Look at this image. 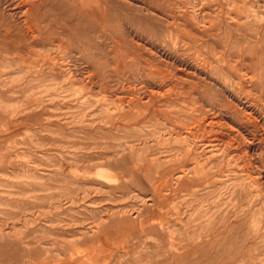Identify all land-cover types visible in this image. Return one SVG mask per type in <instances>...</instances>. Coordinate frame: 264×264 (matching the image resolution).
<instances>
[{"label": "rangeland", "instance_id": "obj_1", "mask_svg": "<svg viewBox=\"0 0 264 264\" xmlns=\"http://www.w3.org/2000/svg\"><path fill=\"white\" fill-rule=\"evenodd\" d=\"M34 1L0 0V264H264V0Z\"/></svg>", "mask_w": 264, "mask_h": 264}, {"label": "bare ground", "instance_id": "obj_2", "mask_svg": "<svg viewBox=\"0 0 264 264\" xmlns=\"http://www.w3.org/2000/svg\"><path fill=\"white\" fill-rule=\"evenodd\" d=\"M2 1H3V0H2ZM28 1H29V0H28ZM35 1H36V0H35ZM35 1H34V3H35ZM48 1H49V0H47V2H48ZM62 1H63V0H62ZM109 1H110V0H109ZM180 1H181V0H180ZM184 1H185V0H184ZM216 1H217V0H216ZM25 2H27V1H25ZM25 2H24V3H25ZM30 2H31V1H30ZM41 2H42V0H41ZM44 2H46V1L44 0ZM47 2H46V3H47ZM163 2H164V1H163ZM172 2H173V0H172ZM178 2H179V1H178ZM185 2H186V1H185ZM193 2H194V1H193ZM199 2H200V1H199ZM238 2H239V1H238ZM28 3H29V2H28ZM36 3H37V2H36ZM61 3H62V2H61ZM176 3H177V2H176ZM176 3H175V5H176ZM187 3H188V2H187ZM202 3H203V2H202ZM229 3H230V2H229ZM233 3H236V2H233ZM78 4H79V3H78ZM181 4H182V3H181ZM195 4H196V3H195ZM237 4H238V3H237ZM22 5H23V4H22ZM25 5H26V4H25ZM41 5H43V3H42ZM177 5H178V4H177ZM179 5H180V4H179ZM182 5H183V4H182ZM184 5H185V4H184ZM3 6H4V5H3ZM29 6H30V5H29ZM79 6H80V5H79ZM108 6H109V5H108ZM166 6H167V5H166ZM191 6H192V5H190V7H191ZM193 6H194V5H193ZM197 6H198V5H197ZM203 6H204V5H203ZM23 7H24V6H22V8H23ZM31 7H32V6H31ZM33 7H34V6H33ZM168 7H169V4H168ZM171 7H172V6H171ZM177 7H178V6H177ZM194 7H195V6H194ZM194 7H193V8H194ZM200 7H202V5H201ZM218 7H219V6H218ZM218 7H217V9H218ZM18 8H19V7H18ZM28 8H29V7H28ZM172 8H173V7H172ZM193 8H191V9H193ZM202 8H203V7H202ZM2 9H3V8H2ZM10 9H11V8H10ZM26 9H27V8H26ZM81 9H82V8H81ZM148 9H149V8H148ZM174 9H176V7H175ZM177 9H178V8H177ZM183 9H184V8H183ZM194 9H195V8H194ZM206 9H207V8H206ZM221 9H222V7H221ZM28 10H29V9H28ZM31 10H32V8H31ZM31 10H30V11H31ZM154 10H155V9H154ZM154 10H153V11H154ZM188 10H189V9H187V11H188ZM198 10H199V9H198ZM13 11H15V10H13ZM13 11H12V12H13ZM16 11H17V10H16ZM23 11H24V10H23ZM194 11H195V10H194ZM194 11H193V13H194ZM206 11H207V10H206ZM206 11H205V12H206ZM219 11H220V10H219ZM9 12H10V11H9ZM36 12H38V11H36ZM176 12H177V11H176ZM182 12H183V10H182ZM191 12H192V11H191ZM195 12H196V11H195ZM208 12H209V11H208ZM255 12H256V11H255ZM259 12H260V11H259ZM14 13H16V12H14ZM14 13H13V14H14ZM18 13H19V12H18ZM22 13H24V12H22ZM38 13H39V12H38ZM178 13H179V12H177L176 14H178ZM196 13H197V12H196ZM196 13H195V14H196ZM210 13H211V12H210ZM212 13H213V12H212ZM222 13H223V12H222ZM225 13H226V12H225ZM39 14H40V13H39ZM39 14H37V15H39ZM104 14H105V13H104ZM106 14H107V13H106ZM150 14H151V13H150ZM155 14H156V13H155ZM181 14H182V13H181ZM198 14H199V13H198ZM254 14H256V13H254ZM7 15H8V14H7ZM18 15H20V14H18ZM32 15H33V12H32ZM188 15H189V14H188ZM188 15L185 16V17H188ZM208 15H210V14H208ZM216 15H217V14H216ZM218 15H221V14H218ZM218 15H217V16H218ZM256 15H257V14H256ZM262 15H263V14H262ZM9 16H10V15H9ZM15 16H16V15H15ZM15 16H14V17H15ZM22 16L25 17V14L22 15ZM22 16H21V17H22ZM27 16H28V15H27ZM173 16H174V15H173ZM11 17L13 18L12 14H11ZM176 17H177V16H176ZM180 17H181V16H180ZM196 17H198V16H196ZM227 17H228V16H227ZM246 17H248V16H246ZM249 17H250V16H249ZM2 18H3V17H2ZM6 18H7V17H6ZM29 18L31 19V17H29ZM83 18H84V16H83ZM173 18H174V17H173ZM178 18H179V17H178ZM181 18H182V17H181ZM202 18H203V17H202ZM221 18H222V16H221ZM229 18H230V17H229ZM250 18H251V17H250ZM253 18H254V17H253ZM14 19H15V18H14ZM14 19H13V20H14ZM24 19H25V18H24ZM108 19H109V18H108ZM179 19H180V18H179ZM182 19H183V18H182ZM182 19H180V20L182 21ZM190 19H192V18H190ZM195 19L197 20L198 18H195ZM195 19H194V23H195V21H196ZM217 19H219V17H218ZM233 19H234V18H232V20H233ZM5 20H6V19H5ZM9 20H10V19H9ZM16 20L18 21L19 19H16ZM205 20H206V19H205ZM219 20H220V19H219ZM221 20H222V19H221ZM225 20H226V19H225ZM232 20H230L231 23H233L234 21H236V19H235L234 21H232ZM10 21H11V20H10ZM17 21H15V22L17 23ZM22 21H24V20H22ZM30 21H31V20H30ZM183 21H184V20H183ZM183 21H182V22H183ZM185 21H186V20H185ZM185 21H184V22H185ZM188 21H190V20H188ZM192 21H193V20H192ZM228 21H229V20H228ZM228 21H227V22H228ZM15 22H14V23H15ZM81 22H84V20L81 21ZM105 22H106V24H107V21H105ZM177 22H178V21H177ZM197 22H198V21H197ZM200 22H201V21H199V23H200ZM204 22H205V21H203V23H204ZM239 22H240V21H239ZM9 23H10V22H9ZM9 23H8V24H9ZM25 23H27V22L25 21ZM29 23H30V22H29ZM31 23H32V22H31ZM84 23H85V22H84ZM186 23H187V21H186ZM199 23H197V24L199 25ZM27 24H28V23H27ZM82 24H83V23H82ZM181 24H182V23H181ZM189 24H191V22H190V23H187V25H189ZM239 24H240V23H239ZM239 24H238V25H239ZM263 24H264V23H263ZM263 24H262V25H263ZM11 25H12V24H11ZM13 25H14V24H13ZM13 25H12V26H13ZM18 25H19V24L17 23L16 26H18ZM178 25H179V24H178ZM191 25L193 26L194 24H191ZM191 25H190V26H191ZM241 25H242V24H241ZM253 25H254V24H253ZM9 26H10V25H6V27H9ZM20 26H21V25H20ZM25 26H26V25H25ZM29 26H30V25H29ZM34 26H36V24H35ZM37 26H39V25H37ZM173 26H174V25H173ZM194 26H196V25H194ZM194 26H193V27H194ZM201 26H202V25H201ZM214 26H216V25H214ZM244 26H246V25H243L242 28H244ZM263 26H264V25H263ZM2 27H3V26H2ZM14 27H15V26H14ZM14 27H13V28H14ZM22 27H24V26H22ZM174 27H175V26H174ZM208 27H209V26H208ZM208 27H206L207 30H208ZM228 27H229V26H228ZM239 27H240V26H239ZM15 28H16V27H15ZM15 28H14V29H15ZM17 28H19V27H17ZM20 28H21V27H20ZM28 28H29V27H28ZM31 28H32V27H31ZM34 28H35V27H34ZM175 28H176V30H177V27H175ZM179 28H180V27H179ZM195 28H197V27H195ZM234 28H235V27H234ZM236 28H237V27H236ZM236 28H235V29H236ZM106 29H107V28H106ZM197 29H198V28H197ZM209 29H211V28L209 27ZM231 29H232V28H231ZM246 29H247V28H246ZM8 30H9V29H8ZM10 30H11V29H10ZM18 30H19V29H18ZM20 30H21V29H20ZM20 30H19V31H20ZM22 30H23V29H22ZM166 30H167V29H166ZM174 30H175V29H174ZM188 30H189V29H188ZM191 30H192V29H191ZM194 30H195V29H194ZM203 30H205V29H203ZM228 30H229V29H228ZM239 30H240V29H239ZM239 30H237V31H239ZM262 30H263V29H262ZM11 31H12V30H11ZM15 31H16V29H15ZM24 31H25V30H24ZM32 31H33V29H32ZM21 32H22V31H20L19 33H21ZM61 32H62V31H61ZM173 32H175V31H173ZM201 32H202V31H201ZM231 32H232V31H231ZM239 32H241V30H240ZM256 32H257V31H256ZM10 33H11V32H10ZM23 33H24V32H23ZM25 33H26V32H25ZM210 33H211V32H210ZM241 33H243V32H241ZM2 34H3V32H2ZM4 34H6V33H4ZM38 34H39V33H38ZM169 34H170V33H169ZM174 34H175V33H174ZM197 34H198V33H197ZM238 34H239V33H238ZM238 34H237V35H238ZM257 34H258V33H257ZM261 34H262V33H261ZM35 35H36V34H35ZM171 35H172V34H171ZM205 35H206V34H205ZM211 35H212V34H211ZM224 35H225V34H224ZM228 35H229V34H228ZM253 35H255V33H254ZM25 36H26V35H25ZM33 36H34V35H33ZM173 36H174V35H173ZM207 36H209V34H208ZM231 36H232V35H231ZM246 36H247V35H246ZM249 36H250V35H249ZM260 36H262V35H260ZM4 37H5V36H4ZM15 37H16V36H15ZM29 37H30V36H29ZM174 37H175V36H174ZM238 37H239V35H238ZM247 37H248V36H247ZM250 37H252V36H250ZM32 38H33V37H32ZM32 38H31V39H32ZM209 38H210V37H208V39H209ZM253 38H255V37H253ZM261 38H262V37H261ZM9 39H10V38H9ZM97 39H98V38H97ZM250 39H251V38H250ZM263 39H264V38H263ZM263 39H262V42H263ZM14 40H15V39H14ZM14 40H13V41H14ZM21 40H22V39H21ZM21 40H19V41H21ZM176 40H177V39H176ZM233 40H234V39H233ZM255 40H256V39H255ZM257 40H258V39H257ZM5 41H6V40H5ZM9 41H10V40H9ZM24 41H25V40H23V44H24ZM29 41H30V40H29ZM34 41H35V39H34ZM244 41H246V40H244ZM247 41H250V40H247ZM251 41L253 42V40H251ZM32 42H33V41H32ZM133 42H134V41H133ZM223 42H224V41H223ZM240 42H241V41H240ZM252 42H251V43H252ZM258 42H259V40H258ZM0 43H1V42H0ZM4 43H5V42H4ZM13 43H14V42H13ZM99 43H100V42H99ZM108 43H110V42H108ZM115 43H116V41H115ZM121 43H122V42H121ZM121 43H120V44H121ZM228 43H229V42H228ZM230 43H231V42H230ZM242 43H243V42H242ZM251 43H250V44H251ZM253 43H256V41H254ZM263 43H264V42H263ZM9 44H10V43H9ZM16 44H17V43H16ZM18 44H19V43H18ZM18 44H17V45H18ZM244 44H246V42H245ZM250 44H248V45H250ZM257 44H258L257 46H255L256 44H254V46H255L256 48L259 46V43H257ZM0 45H4V44H0ZM6 45H7V44H6ZM99 45H100V44H99ZM109 45H111V44H109ZM109 45H108V46H109ZM236 45H237V44H236ZM246 45H247V44H246ZM251 45L253 46V44H251ZM260 45H261V44H260ZM21 46H22V45H21ZM111 46H112V45H111ZM242 46H245V45H242ZM6 47H7V46H6ZM11 47H13V46L11 45ZM19 47H20V45H19ZM234 47H235V46H234ZM236 47H237V46H236ZM245 47H246V46H245ZM255 47H254V48H255ZM263 47H264V46H263ZM7 48H8V47H7ZM13 48H14V47H13ZM27 48H28V47H27ZM109 48H110V47H109ZM246 48H250V47H246ZM260 48H262V46H261ZM16 49H17V48H16ZM18 49H19V48H18ZM111 49H113V48H111ZM115 49H116V48H115ZM244 49H245V48H244ZM263 49H264V48H263ZM235 50H236V49H235ZM237 50H238V49H237ZM246 50H247V49H246ZM254 50H255V49H254ZM260 50H261V49H260ZM13 51H14V50H13ZM24 51H25V50H24ZM111 51H112V50H111ZM227 51H228V50H227ZM227 51H226V52H227ZM251 51H252V50H251ZM18 52H19V51H18ZM116 52H117V51H116ZM221 52H222V51H221ZM221 52H219V53H221ZM226 52H223L222 54H224V53L226 54ZM236 52H237V51H236ZM236 52H235V54H236ZM260 52H261V51H260ZM23 53H24V52H23ZM25 53H28V51L26 50ZM110 53H111V52H110ZM110 53H109V54H110ZM219 53L217 54L218 56H219ZM227 53H228V52H227ZM232 53H233V49H232ZM237 53H238V52H237ZM253 53H254V52H253ZM225 54H224V55H225ZM230 54H231V53H230ZM235 54L233 53V55H235ZM22 55H23V54H22ZM24 55H25V54H24ZM233 55H231V57H232ZM236 55H237V54H236ZM236 55H235V56H236ZM111 56H112V55H111ZM113 56H114V55H113ZM113 56H112V57H113ZM222 56H223V55H222ZM107 57H108V56H107ZM124 57H125V56H124ZM258 57H260V56H258ZM211 58H212V57H211ZM221 58H223V57H221ZM226 58L228 59V57H226ZM236 58H237V56H236ZM121 59H122V58H121ZM136 59H137V58H136ZM213 59H216V60H217L218 57H217V58L214 57ZM213 59H212V60H213ZM223 59H224V58H223ZM223 59H222V60H223ZM233 59H234V58H233ZM237 59H239V57H238ZM228 60L230 61V59H228ZM244 60H245V59H244ZM123 61H124V60H123ZM210 61H211V60H210ZM115 62H116V61H115ZM125 62H126V60H125ZM125 62H124V63H125ZM214 62H215V61H214ZM214 62H213V64H214ZM220 62H221V61H220ZM222 62L225 63V61H222ZM232 62H233V61H232ZM234 62H235V59H234ZM242 62H243V61H242ZM244 62H245V61H244ZM122 63H123V62H122ZM126 63H127V62H126ZM130 63H131V62H130ZM138 63H139V62H138ZM211 63H212V62H211ZM230 63H231V62H230ZM235 63H236V62H235ZM237 63H239V62H237ZM237 63H236L235 65H237ZM111 64H112V63H111ZM119 64H120V63H119ZM131 64H132V63H131ZM158 64H159V63H158ZM216 64H217V63H216ZM233 64H234V63H233ZM117 65H118V63H117ZM117 65H116V67H117ZM128 65H129V64H128ZM146 65H147V63H146ZM146 65H144V66H146ZM218 65L221 66L220 64H218ZM243 65H244V64H243ZM245 66H246V64H245ZM12 67H13V66H12ZM111 67H112V66H111ZM124 67H125V66H124ZM146 67L148 68V66H146ZM146 67H144V68H146ZM149 67H150V66H149ZM232 67H233V66H232ZM240 67L243 68L244 66H243V67L240 66ZM246 67L248 68V65H247ZM13 68H14V67H13ZM120 68H121V67H120ZM120 68H119V69H120ZM218 68H219V67H218ZM241 68H240V70H241ZM121 69H122V68H121ZM126 69H127V68H126ZM229 69H231V67H230ZM248 69L251 70L250 67H249ZM116 70H118V67H117ZM141 70H142V69H141ZM146 70H148V69H146ZM232 70H234V68H233ZM232 70H230V73H231ZM175 71H176V70H175ZM179 71H180V70H179ZM218 71H220V70H218ZM235 71H236V69H235ZM244 71H245V69H244ZM247 71H248V70H247ZM17 72H19V71H17ZM116 72H117V71H116ZM122 72H123V71H122ZM152 72H153V70H152ZM220 72H222V71H220ZM233 72H234V71H233ZM233 72H232V73H233ZM237 72H240V71H237ZM254 72H255V71H254ZM12 73H13V72H12ZM12 73H11V74H12ZM91 73H92V72H91ZM147 73H148V72H147ZM147 73H146V74H147ZM175 73H176V72H175ZM222 73H223V72H222ZM4 74H5V73H4ZM7 74H8V73H7ZM7 74H5L4 76H6ZM22 74H23V73H22ZM189 74H190V73H189ZM223 74H225V71H224ZM241 74H242V72H241ZM241 74H240V75H241ZM252 74H253V72H252ZM8 75H9V74H8ZM94 75H95V74H94ZM186 75H187V73H186ZM242 75L244 76V75H248V74H244V73H243ZM254 75H255V74H253V77H254ZM9 76H10V75H9ZM157 76H158V75H157ZM166 76H167V75H166ZM226 76H228V75H226ZM250 76H251V75H250ZM84 77H85V76H84ZM118 77H119V76H118ZM146 77H147V76H146ZM228 77H229V76H228ZM230 77H231V76H230ZM230 77H229V78H230ZM248 77H249V76H248ZM255 77H256V76H255ZM48 78H49V77H48ZM112 78H113V77H112ZM225 78H227V77H225ZM72 79H73V78H72ZM165 79H166V78H165ZM172 79H173V78H172ZM247 79H248V78H247ZM249 79H250V78H249ZM249 79H248V80H249ZM253 79H254V78H253ZM3 80H4V79H3ZM189 80H190V79H189ZM233 80H234V78H233ZM248 80H247V81H248ZM124 81H125V80H124ZM173 81H174V80H173ZM187 81H188V79H187ZM234 81H235V80H234ZM239 81L242 83L241 80H238V83H237L236 85L240 84ZM94 82H95V81H94ZM126 82H127V81H126ZM175 82H176V81H175ZM243 82H244V81H243ZM6 83H7V82H6ZM183 83H184V82H183ZM177 84H178V83H177ZM195 84H196V83H195ZM126 85H127V84H126ZM126 85H125V86H126ZM179 85H180V84H179ZM127 86H128V85H127ZM191 86H193V85H191ZM194 86H195V85H194ZM197 86H198V85H197ZM240 86H241V85H240ZM244 87H245V86H244ZM248 88H249V87H248ZM205 89H206V88H205ZM236 89H237V88H236ZM238 89H240L239 86H238ZM249 89H250V88H249ZM34 90H35V89H34ZM124 90H125V89H124ZM238 91H239V90H238ZM240 91H241V94H240V96H241L243 93H242V90H240ZM240 91H239V92H240ZM244 91H246V89H245ZM137 92H138V91H137ZM151 92H152V91H151ZM247 92H248V91H247ZM262 92L264 93V89H263ZM139 93H140V92H139ZM251 93H252V92H251ZM260 93H261V91H260ZM133 94H134V93H133ZM137 94H138V93H137ZM150 94H151V93H150ZM236 94H238V92H236ZM247 94H248V93H247ZM261 94H262V93H261ZM148 95H149V93H148ZM244 95H245V94H244ZM234 96H235V93H234ZM238 96H239V95H238ZM249 96H253V95L250 94ZM145 97H146V96H145ZM153 97H154V96H153ZM242 97H243V96H242ZM246 97H247V96H246ZM246 97H244V99H245ZM149 98H150V97H149ZM149 98L147 99V97H146L145 99L148 101V100H150ZM154 98H155V97H154ZM248 98H249V100H250V97H248ZM139 99H140V98H139ZM142 99H143V98H142ZM246 100H247V99H246ZM252 100H253V98L251 99V101H252ZM255 100H256V99H255ZM255 100H253V101H255ZM142 101H143V100H142ZM142 101H141V102H142ZM147 101H145V102H147ZM122 102H123V101H122ZM127 102H128V101H127ZM135 103H136V102H135ZM149 103H152V102H149ZM136 104H138V103H136ZM136 104H134V105H136ZM139 104H140V103H139ZM146 104H147V103H146ZM251 104H252V103H250V105H251ZM0 105H1V104H0ZM118 105H119V104H118ZM121 105H122V104H121ZM127 105H128V104H127ZM149 105H150V104H149ZM129 106H130V105H129ZM165 106H166V105H165ZM171 106H172V105H171ZM244 106H245V105H244ZM253 106H254V105H253ZM122 107H123V106H122ZM122 107H121V108H122ZM144 107H145V106H144ZM147 107H150V106H147ZM130 108H132V107H130ZM134 108H135V107H134ZM169 108H170V107H169ZM191 108H192V107H191ZM170 109H171V108H170ZM128 110H129V109H128ZM147 110H148V109H147ZM160 110H161V109H160ZM233 110H234V109H233ZM239 110H240V109H239ZM157 111H158V110H157ZM157 111H156V112H157ZM120 112H121V111H120ZM137 112H138V111H137ZM137 112H136V114H137ZM139 112H141V111H139ZM159 112H160V111H159ZM159 112H158V113H159ZM162 112H163V111H162ZM164 112H165V111H164ZM173 112H174V111H173ZM173 112H172V113H173ZM190 112H191V111H190ZM238 112H239V111H238ZM129 113H130V112H129ZM131 113H132V112H131ZM134 113H135V111L133 112V115H134ZM172 113H171V114H172ZM119 114H120V113H119ZM123 114H125V113H123ZM136 114H135V115H136ZM141 114H142V112H141ZM144 114H146V113H144ZM181 114H182V113H181ZM129 115H131V114H129ZM133 115H132V116H133ZM135 115H134V116H135ZM142 115H143V114H142ZM142 115H141V116H142ZM148 115H149V114H148ZM153 115H154V114H153ZM167 115H168V114H167ZM169 115H170V114H169ZM229 115H230V114H229ZM79 116H80V115H79ZM124 116H125V115H123V117H124ZM154 116H156V115H154ZM219 116H220V115H219ZM151 117H152V116H151ZM168 117L171 118V116H168ZM182 117H183V116H182ZM203 117H204V116H203ZM236 117H237V116H236ZM236 117H235V118H236ZM119 118H120V116H119ZM125 118H126V117H125ZM128 118H129V116H128ZM154 118H155V117H154ZM184 118H186V117H184ZM188 118H189V117H188ZM52 119H53V118H52ZM122 119L124 120V118H122ZM122 119H121V120H122ZM141 119H142V118H141ZM151 119H152V118H151ZM155 119H156V118H155ZM155 119H152V120H155ZM158 119H159V118H158ZM171 119H172V118H171ZM177 119H178V118H177ZM191 119H192V118H191ZM123 120H122V121H123ZM164 120H165V119H164ZM201 120H202V119H201ZM209 120H210V119H209ZM238 120H240V119L238 118ZM245 120H246V119H245ZM173 121H174V120H173ZM178 121H179V120H178ZM222 121H224V119H223ZM236 121H237V120H236ZM53 122H54V121H53ZM131 122H132V121H131ZM180 122L183 123V121H180ZM184 122H186V121H184ZM200 122H201V121H200ZM208 122H209V121H208ZM211 122H212V121H211ZM233 122H234V121H233ZM134 123H135V122H134ZM193 123H194V122H193ZM196 123L198 124L199 122H196ZM227 123H228V122H227ZM163 124H164V123H163ZM185 124H186V123H185ZM188 124H189V123H188ZM188 124H187V125H188ZM190 124H192V123H190ZM197 124H196V125H197ZM202 124H203V123H202ZM50 125H51V124H50ZM98 125H99V124H98ZM111 125H112V124H111ZM128 125H129V124H128ZM193 125H194V124H193ZM198 125H199V124H198ZM200 125H201V123H200ZM232 125H233V124H232ZM256 125H257V124H256ZM95 126H96V125H95ZM113 126H115V125L113 124ZM180 126H181V125H180ZM183 126H184V127H187V126H185V125H183ZM194 126H195V125H194ZM194 126H193V127H194ZM223 126H224V125H223ZM225 126H226V125H225ZM234 126H235V125H234ZM110 127H111V126H110ZM189 127H192V125H191V126L189 125ZM197 127H198V126H197ZM197 127H195V128H197ZM199 128H200V126H199ZM228 128H229V127H228ZM228 128H227V129H228ZM253 128H254V127H253ZM257 128H258V127H257ZM88 129H89V128H88ZM164 129H167V130H168V128H165V126H164ZM187 129H188V127H187ZM190 130H191V129H190ZM192 130L194 131L193 128H192ZM195 130H196V129H195ZM206 130H207V129H206ZM184 131H185V130H184ZM196 131H197V130H196ZM164 132H165V131H164ZM174 132H175V131H174ZM178 132H179V131H178ZM186 132H187V131H186ZM191 132H192V131H191ZM191 132H190V133H191ZM224 132H225V131H224ZM230 132H231V131H230ZM157 133H158V132H157ZM159 133H160V132H159ZM159 133H158V134H159ZM172 133H173V132H172ZM183 133H184V132H183ZM192 133H194V132H192ZM192 133H191V134H192ZM222 133H223V132H222ZM236 133H237V132H236ZM165 134H166V133H165ZM165 134H163V135H165ZM169 134H170V133H169ZM176 134H177V133H176ZM188 134H189V133H188ZM161 135H162V134H161ZM166 135H167V134H166ZM186 135H187V134H186ZM253 135H254V134H253ZM115 136H116V134H115ZM167 136H168V135H167ZM173 136H174V135H173ZM176 136H177V135H176ZM192 136H193V135H192ZM222 136H223V135H222ZM105 137H106V136H105ZM185 137L187 138V137H189V136H185ZM215 137H216V135H215ZM237 137H238V136H237ZM103 138H104V137H103ZM165 138L167 139V137H165ZM171 138H172V136H171ZM174 138H175V137H174ZM190 138H191V137H190ZM79 139H80V138H79ZM180 139H181V138H180ZM183 139H184V138H183ZM240 139H241V138H240ZM192 140H193V139H192ZM95 141H96V140H95ZM118 141H119V140H118ZM125 142H126V141H125ZM186 142H187V141H186ZM199 142H200V141H199ZM128 143H129V142H128ZM187 143H188V142H187ZM121 144H122V143H121ZM121 144H120V145H121ZM192 144H194V145H191V144H190V145L193 146L194 149H196V148H195V142L192 143ZM118 145H119V144H118ZM118 145H117V146H118ZM129 145H130V144H129ZM210 145H211V144H210ZM96 146H97V145H96ZM115 146H116V145H115ZM122 146H123V145H122ZM125 146H126V144H125ZM130 146H131V145H130ZM188 146H189V144H188ZM191 146H190V147H191ZM221 146H222V145H221ZM86 147H87V146H86ZM193 147H192V148H193ZM228 147H229V146H228ZM130 148H131V147H130ZM183 148H184V147H183ZM186 148H187V146L185 147V150H187ZM188 148H189V147H188ZM217 148H218V147H217ZM225 148H226V147H225ZM118 149H119V148H118ZM176 149H178V148H176ZM198 149H199V148H198ZM202 149H203V148H202ZM202 149H201V150H202ZM124 150H125V149H124ZM124 150H123V152H124ZM169 150H170V149H169ZM232 150H233V149H232ZM140 151H141V150H140ZM140 151H139V152H140ZM166 151H168V150H166ZM174 151H175V150H174ZM182 151H183V150H182ZM189 151H190V149H189ZM191 151H192V153H194L193 151H195V150H191ZM223 151H224V150H223ZM236 151H237V150H236ZM249 151H250V150H249ZM113 152H114V151H113ZM127 152H128V151L126 150V153H127ZM184 152H185V151H184ZM184 152H183V153H184ZM206 152H207V151H205V153H206ZM210 152H211V151H210ZM233 152H234V151H233ZM238 152H239V151H238ZM110 153H111V152H110ZM119 153H121V152H119ZM163 153H164V152H163ZM190 153H191V152H190ZM192 153H191V154H192ZM197 153H198V152H197ZM201 153H203V152L201 151ZM205 153H204V155H205ZM211 153H212V152H211ZM216 153H217V152H215V154H216ZM219 153H222V150H221ZM219 153H217V154H219ZM240 153H241V152H240ZM100 154H101V153H100ZM108 154H109V153H108ZM115 154H116V153H115ZM127 154H128V153H127ZM127 154H126V155H127ZM178 154H179V153H178ZM191 154H190V157H191ZM199 154H200V153H199ZM207 154H208V153H206V155H207ZM209 154H210V153H209ZM213 154H214V153H213ZM222 154H223V153H222ZM250 154H251V153H250ZM101 155H102V154H101ZM101 155L98 154V156L102 157ZM117 155H119V154L117 153ZM123 155H125V154L123 153ZM132 155H133V154H132ZM159 155H160V154H159ZM166 155H167V154H166ZM180 155H181V153H180ZM184 155H185V154H184ZM204 155H203V156H204ZM206 155H205V156H206ZM211 155H212V154H211ZM220 155H221V154H220ZM238 155H239V154H238ZM98 156H97V157H98ZM130 156H131V155H130ZM172 156H174V155H172ZM192 156H193V155H192ZM203 156H202V157H203ZM205 156H204V157H205ZM208 156H209V155H208ZM208 156H207V157H208ZM221 156H222V155H221ZM137 157H139L138 154H137ZM176 157H177V155H175V158H176ZM179 157H182V155L179 156ZM179 157H177V158H179ZM207 157H206V158H207ZM210 157H211V156H210ZM210 157H209V158H210ZM212 157H213V156H212ZM228 157H229V156H228ZM103 158H104V157H103ZM159 158H160V157H159ZM163 158H164V157H163ZM163 158H162V159L160 158V159H161L162 162L164 163V165H163L164 168H166V167H165L166 164H165V162H164L165 159H163ZM177 158H176V159H177ZM216 158H217V157H216ZM216 158H215V160H216ZM218 158H220V157H218ZM218 158H217V159H218ZM222 158H223V157H221V159H218V160H222ZM92 159H93V157H92ZM94 159H95V158H94ZM101 159H102V158H101ZM104 159H105V158H104ZM122 159H123V158H122ZM137 159H138V158H137ZM160 159H159V160H160ZM167 159H168V158H167ZM169 159H171V158H169ZM180 159H181V158H180ZM180 159H179V160H180ZM182 159H183V158H182ZM184 159H185V158H184ZM207 159H208V158H207ZM213 159H214V157H213ZM213 159H210V161L213 160ZM96 160H97V159H96ZM96 160H94V161H96ZM98 160H99V159H98ZM106 160H107V159H105V161H106ZM109 160H111V159H109ZM159 160H158V161H159ZM171 160H172V159H171ZM171 160H170V161H171ZM177 160H178V159H177ZM177 160H176V162H177ZM186 160H187V159H186ZM200 160H201V159H200ZM202 160H203V159H202ZM204 160H205V159H204ZM215 160H214V162H215ZM225 160H228V159H225ZM100 161H104V160H100ZM151 161H152V160H151ZM182 161H183V160H182ZM184 161H185V160H184ZM190 161H191V159H190ZM190 161L188 160L187 162H186V161H185V162L188 163V162H190ZM207 161H209V160H207ZM207 161L205 160V162H207ZM223 161H224V160H223ZM97 162H99V161H97ZM137 162H138V160H137ZM173 162H174V161H173ZM173 162L171 161V163H173ZM179 162H181V161H179ZM202 162H203V161H202ZM205 162H204V163H205ZM218 162H219V161H218ZM218 162L216 161L215 164L218 163ZM225 162H226V161H225ZM227 162L229 163V161H227ZM227 162H226V163H227ZM93 163H94V162H93ZM138 163H139V162H138ZM183 163H184V162H183ZM183 163H182V164H183ZM200 163H201V162H200ZM211 163H212V161H211ZM220 163H222V161H221ZM220 163H218V164H220ZM84 164H85V163H84ZM174 164H176V163H174ZM198 164H199V162H198ZM207 164H208V163H207ZM207 164L205 163L206 167H207ZM230 164H231V163H230ZM156 165H157V164H156ZM170 165H171V164H169V166H170ZM177 165H178V164H177ZM183 165H184V164H183ZM190 165H191V164H190ZM201 165H204V164H201ZM201 165H200V166H201ZM211 165H212V164H211ZM211 165H210V166H211ZM220 165H221V164H220ZM227 165H228V164H227ZM104 166H106V165H104ZM172 166H173V164H172L170 167H172ZM179 166H180V164H179ZM187 166H188V165H187ZM193 166H194V165H193ZM208 166H209V165H208ZM213 166H214V165H213ZM228 166H230V165H228ZM239 166H240V165H239ZM251 166H252V165H251ZM174 167H175V166H174ZM191 167H192V166H191ZM197 167H198V166H197ZM202 167H203V166H202ZM202 167H201V169H202ZM204 167H205V166H204ZM217 167H218V166H217ZM219 167H223V166H219ZM132 168H133V167H132ZM172 168H173V167H172ZM172 168H171V170H172ZM182 168H184V167H181V170H182ZM188 168H189V167H188ZM207 168H208V167H207ZM212 168H213V167H212ZM134 169H135V168H134ZM150 169H151V168H150ZM169 169H170V168H169ZM174 169H175V168H174ZM174 169H173L172 171H174ZM176 169H178V168H176ZM176 169H175V170H176ZM184 169H185V168H184ZM195 169H196V171L198 170V168H196V167H195ZM195 169H192L190 172H187L186 170H185V172H182V171H179V170H178L179 172H182V173L179 174V175H177L176 178L173 180V187L175 188L176 186H178V188H179L180 181H181V179L183 178V176H184L186 173H190L191 175L196 176V175H195V172H196ZM199 169H200V167H199ZM205 169H206V168H205ZM208 169H209V168H208ZM213 169H214V168H213ZM142 170H143V168H142ZM142 170H141V171H142ZM146 170H147V168L145 167V171H146ZM164 170H165V169H164ZM167 170H168V169H167ZM222 170H223V169H222ZM250 170H251V169H250ZM135 171H136V170H135ZM165 171H166V170H165ZM200 171H201V170H200ZM203 171H204V169H203ZM206 171H207V169H206ZM208 171H209V170H208ZM210 171H212V170H210ZM210 171H209V172H210ZM215 171H217V169H215L214 172H215ZM225 171H226V170H225ZM137 172H138V171H137ZM170 172H171V171H170ZM179 172H178V173H179ZM209 172H207V174H208ZM222 172H223V171H222ZM140 173H142V172H140ZM176 173H177V172H176ZM219 173H220V172H219ZM135 174H136V173H135ZM199 174H200V173L198 172L197 175L199 176ZM202 174H203V173H202ZM145 175H146V174H145ZM165 175H166V174H165ZM175 175H176V174H175ZM182 175H183V176H182ZM209 175H211V174H209ZM217 175H218V174H217ZM201 176H203V175H201ZM204 176H205V175H204ZM126 177H127V176H126ZM169 177H170V176H169ZM185 177H186V176H185ZM211 177H213V176H211ZM215 177H216V175H215ZM173 178H174V177H173ZM197 178H199V177H197ZM171 179H172V178H171ZM194 179H195V178H194ZM202 179H203V178H202ZM202 179H201V180H202ZM244 179L247 181L246 178H244ZM250 179H251V178H250ZM195 180H196V179H195ZM195 180H194V181H195ZM245 180H244V181H245ZM252 180H253V179H252ZM183 181H185V180H183ZM220 182H221V181H220ZM222 182H223V181H222ZM248 182H249V181H248ZM255 182H256V181H254L253 183H255ZM187 183H188V182H187ZM238 183H239V182H238ZM241 183H242V182H241ZM244 183H245V182H243V185H244ZM251 183H252V181H251ZM253 183H252V184H253ZM99 184H100V183H99ZM139 184H140V183H139ZM230 184H231V183H230ZM245 184H247V183H245ZM252 184H251V186H252ZM256 184H257V182H256ZM137 185H138V184H137ZM222 185H223V184H222ZM236 185H237V187H239L238 184H236ZM254 185H255V184H254ZM103 186H104V185H103ZM157 186H158V185H157ZM171 186H172V183H171ZM232 186L235 187L234 184H233ZM246 186H247V185H246ZM257 186H259V185H257ZM257 186H256V187H257ZM261 186H262V185H261ZM141 187H142V186H141ZM217 187H218V186H217ZM222 187H223V186H222ZM224 187H225V186H224ZM228 187H229V186H228ZM230 187H231V186H230ZM237 187H236V188H237ZM242 187H244V186H242ZM247 187H250V186L248 185ZM159 188H160V187H159ZM180 188H181V187H180ZM240 188H241V187H240ZM109 189H110V188H109ZM119 189H120V188H119ZM167 189H168V188H167ZM217 189L219 190V189H221V188L218 187ZM224 189H225V188H223V190H224ZM238 189H239V188H238ZM257 189H258V187H257ZM257 189H256V191H257ZM113 190H115V188H113ZM116 190H117V189H116ZM172 190H173V189H172ZM178 190H179V189H178ZM178 190L176 189L175 194H177ZM233 190H234V189H233ZM241 190H242V188H241ZM243 190H244V189H243ZM248 190H249V189H248ZM261 190H262V189H261ZM168 191H170V190H168ZM231 191H232V190H231ZM231 191H230V192H231ZM237 191H238V190H237ZM244 191H245V190H244ZM244 191H243V192H244ZM253 191H254V190H253ZM256 191H255V192H256ZM160 192H161V191H160ZM216 192H217V191H216ZM231 193H232V192H231ZM239 193H240V189H239ZM246 193H247V192H246ZM246 193H244V194H246ZM260 193H261V192H260ZM260 193L258 192V194H260ZM244 194H243V195H244ZM255 194H256V193H255ZM262 194H263V193H262ZM262 194H261V195H262ZM229 195H230V194H229ZM235 195H237V194H235ZM243 195H242V196H243ZM253 195H254V194H253ZM244 197H246V196H244ZM244 197H243V198H244ZM248 197H249V196H248ZM253 197H254V196H253ZM254 198H256V197H254ZM254 198H253V199H254ZM103 199H104V198H103ZM111 199H112V198H111ZM226 199H227V198H226ZM229 199H230V198H229ZM240 200H241V199H240ZM255 200H256V199H255ZM257 200H258V199H257ZM225 201H226V200H224V202H225ZM252 201H253V200H252ZM220 202H222V201H220ZM248 202H249V201H248ZM76 203H77V202H76ZM249 203H251V201H250ZM263 203H264V202H263ZM218 204H219V203H218ZM218 204H217V205H218ZM221 204H222V203H221ZM221 204H219V205H221ZM151 205H152V204H151ZM244 205H245V204H244ZM246 205H247V204H246ZM252 205H253V203H252ZM252 205H251V206H252ZM256 205H257V204H256ZM216 207H217V206H216ZM247 207H248V206H247ZM247 207H246V208H247ZM213 208H214V207H213ZM244 208H245V207H244ZM254 208H255V205H254ZM254 208H253V210H254ZM141 209H142V208H141ZM141 209H139V210H141ZM152 209H153V208H152ZM214 209H215V208H214ZM251 209H252V208H251ZM259 209H260V208H259ZM262 209H263V208H262ZM135 210H136V209H135ZM247 210H248V209H247ZM129 211H130V210H129ZM129 211H128V212H129ZM133 211H134V210H133ZM150 211H151V210H150ZM177 211H178V210H177ZM182 211H183V210H182ZM260 211H261V209H260ZM263 211H264V210H263ZM146 212H147V211H146ZM175 212H176V211H174V213H175ZM180 212H181V210H180ZM184 212H185V211H184ZM205 212H206V211H205ZM207 212H208V211H207ZM247 212H248V211H247ZM247 212H246V213H247ZM253 212H254V211H253ZM119 213H120V212H119ZM122 213H123V212H122ZM126 213H127V212H125V214H124V213H123V214L126 215ZM130 213H132V212H129V215H130ZM138 213H139V211H138ZM138 213H137V215H139ZM235 213H236V212H235ZM242 213H243V212H242ZM250 213H252V212H250ZM258 213H259V212H258ZM133 214H135V211L133 212ZM179 214H181V213H179ZM184 214H185V213H184ZM187 214H188V213H187ZM189 214H190V212H189ZM228 214H229V213H228ZM231 214H232V213H231ZM237 214H238V213H237ZM239 214H240V212H239ZM239 214H238V215H239ZM255 214H256V213H255ZM255 214H254L253 216H256ZM112 215H113V214H112ZM137 215H136V216H137ZM202 215H203V214H202ZM206 215H207V214H206ZM208 215L210 216V213H208ZM223 215H224V214H223ZM233 215H235V214H233ZM246 215H247V214H246ZM251 215H252V214H251ZM260 215H261V213H260ZM118 216H120V215L117 214V217H118ZM134 216H135V215H134ZM134 216H133V217H134ZM186 216H187V215H186ZM193 216H194V215H193ZM193 216H191V217H193ZM203 216H205V214H204ZM209 216H208V217H209ZM236 216H237V215H236ZM248 216H249V214H248ZM248 216H247V217H248ZM111 217H112V216H111ZM115 217H116V215H115ZM179 217L181 218L180 215L178 216V218H179ZM182 217H183V214H182ZM200 217H201V216H200ZM206 217H207V216H206ZM208 217H207V218H208ZM222 217H223V216H222ZM227 217H228V216H227ZM229 217H230V216H229ZM245 217H246V216H245ZM257 217H258V216H257ZM118 218H119V217H118ZM198 218H199V217H198ZM198 218H196V219L198 220ZM201 218H203V217H201ZM210 218H211V217H210ZM224 218H225V217H224ZM230 218H231V217H230ZM234 218H235V217H234ZM261 218H262V216H261ZM100 219H101V218H100ZM109 219H110V218H109ZM132 219H133V218H132ZM134 219H137V218H134ZM190 219H191V218H190ZM190 219H189V220H190ZM193 219H194V218H192V220H193ZM208 219H209V218H208ZM238 219H239V218H238ZM242 219H243V218H242ZM249 219H250V218H249ZM256 219H257V218H256ZM256 219H255V220H256ZM114 220H115V219H114ZM179 220H180V219H179ZM185 220H186V219H185ZM197 220L195 221V219H194L195 223L197 222V224H198V221H197ZM200 220H201V219H200ZM202 220H204V219H202ZM212 220H213V217H212ZM228 220H230V219H228ZM231 220H232V219H231ZM245 220H248V219L246 218ZM255 220H254V221H255ZM263 220H264V219H263ZM263 220H262V222H263ZM101 221H102V219H101ZM147 221H148V219H147ZM147 221H146V222H147ZM182 221H183V220H182ZM214 221H215V220H214ZM214 221H211V219H210V222H211V223L214 222ZM216 221H218V219H216ZM219 221H221V220H219ZM256 221H257V220H256ZM99 222H100V221H99ZM179 222H180V221H179ZM184 222H185V221H184ZM186 222H187V221H186ZM224 222H227V221H224ZM224 222H223V223H224ZM238 222H239V221H238ZM257 222H258V221H257ZM111 223H112V222H111ZM199 223H200V222H199ZM205 223H207V222L205 221ZM220 223H222V222H220ZM230 223H231V221H230ZM240 223H241V222H240ZM244 223H245V222H244ZM140 224H141V221L139 222V225H140ZM200 224H201V223H200ZM214 224H215V223H214ZM248 224H249V222H248ZM252 224H253V223H252ZM257 224H258V223H257ZM175 225H176V224H175ZM182 225L184 226L183 223H182ZM182 225H181V226H182ZM206 225H207V224H205V226H206ZM208 225H209V224H208ZM210 225H211V224H210ZM226 225H228V224H226ZM233 225H234V224H233ZM235 225H236V224H235ZM245 225H246V224H245ZM261 225H262V224H261ZM140 226H141V225H140ZM169 226H170V225H169ZM195 226H201V225H195ZM246 226H247V225H246ZM248 226H249V225H248ZM248 226H247V227H248ZM252 226H253V225H251V227H249V228H252ZM256 226H257V225H256ZM258 226H260V224H258ZM151 227H152V226H151ZM151 227H150V228H151ZM164 227H166V226H164ZM185 227H186V226H185ZM191 227H192V226H191ZM193 227H194V225H193ZM202 227H203V226H202ZM260 227H261V226H260ZM147 228H148V227H147ZM189 228H190V227H189ZM200 228H201V227H200ZM244 228H245V227H244ZM244 228H243V229H244ZM262 228L264 229V227H262ZM148 229H149V228H148ZM165 229H166V228H165ZM192 229H193V231L195 230L194 228H192ZM192 229H191L190 231H192ZM236 229H237V228H236ZM252 229H253V228H252ZM252 229H251V230H252ZM254 229H255V228H254ZM170 230H172V229H170ZM175 230H177V229H175ZM251 230H250V231H251ZM104 231H105V230H104ZM172 231H173V230H172ZM193 231H192L193 234L191 233V235H194V232H193ZM242 231H243V230H242ZM258 231H259V230H258ZM258 231H257V232H258ZM95 232H96V231H95ZM163 232H164V231H163ZM177 232H178V231H177ZM177 232H174V231H173V233H174L175 236L177 235V234H175V233H177ZM238 232H241V231L238 230ZM248 232H249V231H248ZM262 232H264V231L262 230ZM262 232H261V233H262ZM97 233L99 234V232H97ZM170 233H171V231H170ZM170 233H169V235H170ZM178 233H179V232H178ZM180 233H181V232H180ZM241 233H242V232H241ZM246 233H247V232H246ZM254 233H255V232H254ZM156 234H157V233H156ZM181 234H182V233H181ZM195 234H196V232H195ZM198 234H199V233H198ZM237 234H239V233H237ZM250 234H251V233H250ZM256 234H257V233H256ZM178 235H180V234H178ZM178 235H177V236H178ZM182 235H184V234H182ZM187 235H188V234H187ZM246 235H247V234H246ZM253 235H254V234H253ZM262 235H263V234H262ZM97 236H98V235H97ZM97 236H96V237H97ZM205 236H206V235H205ZM263 236H264V235H263ZM179 237H180V236H179ZM179 237H178V238H179ZM196 237H197V236H196ZM196 237H195L194 239H197ZM201 237L203 238V236H201ZM239 237H240V236H239ZM241 237H242V236H241ZM243 237H244V236H243ZM243 237H242V238H243ZM254 237H255V236H253L252 238H254ZM190 238H191V237H190ZM256 238H257V237H256ZM0 239H1V238H0ZM99 239H100V248H102V243H105V244H106L108 241L106 240V237H104V236H100ZM185 239H188V238H185ZM199 239H200V237H199ZM238 239H239V238H238ZM247 239H248V238H247ZM259 239H260V238H258V240H259ZM190 240H192V239H190ZM248 240H249V239H248ZM255 240H256V239H255ZM186 241H187V240H186ZM186 241H185V242H186ZM193 241H196V240H193ZM237 241H238V240H237ZM241 241L243 242V240H241ZM245 241H246V239H245ZM253 241H254V240H253ZM263 241H264V240H263ZM166 242L168 243L167 240H166ZM230 242H231V241H230ZM246 242H248V241H246ZM192 243H193V242H192ZM252 243H253V242H252ZM244 244H245V242H244ZM250 244H251V242H250ZM250 244H249V245H250ZM258 244H259V243H258ZM260 244H261V243H260ZM183 246H184V245H183ZM244 246H245V245H244ZM247 246H248V245H247ZM251 246H252V245H251ZM255 246H256V244H255ZM255 246H254V247H255ZM44 247H45V246H44ZM177 247H178V246H177ZM232 247H234V246H232ZM236 247H237V246H236ZM245 247H246V246H245ZM261 247H262V246H261ZM27 248H28V247H27ZM182 248H183V247H182ZM251 248H252V247H251ZM259 248H260V247H259ZM262 248H263V247H262ZM235 249H236V248H235ZM235 249H234V250H235ZM263 249H264V248H263ZM180 250H181V249H180ZM186 250H187V248H186ZM186 250H185V251H186ZM232 250H233V248H232ZM236 250H237V249H236ZM242 250H243V249H242ZM244 250H245V249H244ZM182 251L185 252L184 249H183ZM237 251H238V250H237ZM238 252H239V251H238ZM249 252H252V251H249ZM234 253H235V252H234ZM239 254H240V253H239ZM241 254H242V251H241ZM241 254H240V255H241ZM247 254H248V253H247ZM249 254H251V253H249ZM249 254H248V255H249ZM28 255H29V254H28ZM230 255H231V254H230ZM230 255H229V256H230ZM242 255H244V254H242ZM181 256H182V255H181ZM231 256H232V255H231ZM244 256H245V255H244ZM254 256H255V255H254ZM254 256H253V257H254ZM249 257H250V255H249ZM257 257H260V256H257ZM118 258H119V257H118ZM230 258H231V257H230ZM237 258H238V257H237ZM240 258H241V257H240ZM120 259H121V258H120ZM247 259H248V257H247ZM235 260H236V259H235ZM238 260H239V258H238ZM250 260H251V258H250ZM250 260H249V261H250ZM259 260H261V259H258V261H256V262H260ZM231 261H232V260H231ZM231 261H230V262H231ZM26 262H27V261H26ZM233 262H234V261H233ZM235 262H237V261H235ZM235 262H234V263H235ZM250 263H251V261H250ZM250 263H249V264H250ZM113 264H114V263H113ZM133 264H134V263H133ZM243 264H244V263H243ZM246 264H247V263H246ZM257 264H258V263H257Z\"/></svg>", "mask_w": 264, "mask_h": 264}]
</instances>
